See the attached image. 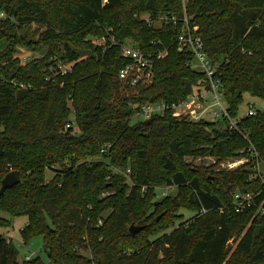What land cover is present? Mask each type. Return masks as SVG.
Segmentation results:
<instances>
[{
	"label": "trees",
	"instance_id": "1",
	"mask_svg": "<svg viewBox=\"0 0 264 264\" xmlns=\"http://www.w3.org/2000/svg\"><path fill=\"white\" fill-rule=\"evenodd\" d=\"M185 5L220 66L232 116L245 95L264 101V0ZM164 15L182 18V0H0V185L15 171L21 180L0 197V212L28 219L23 240L42 237L48 264H264V217L256 213L264 187L251 179L252 165L210 173L185 163L242 158L247 141L222 122H189L170 111L148 124L134 117L135 106L184 101L205 79L191 69L193 56L179 51L181 24L141 20ZM32 24L45 27L37 41L21 31ZM112 36L153 58L167 50L153 59L148 83L121 82L128 61L119 47L92 44L105 38L110 46ZM21 49L38 56L23 64ZM71 112L79 136L66 129ZM239 130L264 163V113L244 118ZM163 188L176 194L158 200ZM236 191L261 194L235 213ZM10 224L0 218V228ZM132 225L143 230L131 235ZM0 264L44 263H20L0 236Z\"/></svg>",
	"mask_w": 264,
	"mask_h": 264
},
{
	"label": "built area",
	"instance_id": "2",
	"mask_svg": "<svg viewBox=\"0 0 264 264\" xmlns=\"http://www.w3.org/2000/svg\"><path fill=\"white\" fill-rule=\"evenodd\" d=\"M184 15L182 18L177 16L164 15L158 17L155 21L149 16L141 17L149 25L159 27L162 23L181 24L180 30L177 34L176 43L179 51L190 53L193 56V62L190 64L191 69L203 73L205 75L204 82L196 87L193 92L187 96L184 101L173 103L171 105L166 103L145 104L133 107L135 110V119L148 120L156 115H164L167 112H172V115L177 118L188 120L189 122H199L202 120L208 121V118L220 120L228 131L231 133L240 134L248 143L247 149L240 151L239 155L242 157L234 163L228 164V171H232L237 165L251 164V179L258 181L264 187V163L252 145L248 136L242 134L239 130V124L244 118L254 117L257 111L253 106L249 105L248 112L245 116L233 117L231 112L225 105L224 89L221 82L220 66L214 64L204 50L203 42L198 34L197 27H191L190 21L186 15V0H182ZM3 17L4 15L1 14ZM111 45L108 46L106 39L92 40V44L102 48L103 52L108 51L110 47L117 46L123 59L128 61V64L120 71L119 80L121 82H128L131 86H137L141 83H148L151 79V69L153 59L160 60L167 55V50L156 54L155 58L143 53L140 49L134 47L130 43H119L115 37H110L108 40ZM32 59V55H24L20 58L23 64ZM63 75L71 73L72 65L63 66L60 68ZM71 117L74 113L71 112ZM208 117V118H207ZM75 123L69 122L66 129H72ZM105 150L102 151L104 153ZM169 189L161 190V197H168L167 191ZM144 191V189H143ZM261 192L256 193H241L239 191L231 194L232 209L235 213H243L252 207L256 206V201L259 199ZM158 196V198L160 197ZM208 211L202 209L200 214L203 215ZM257 215L264 217V200H262L257 207ZM103 225V221L99 220L97 227ZM33 258L25 257L20 263L30 262Z\"/></svg>",
	"mask_w": 264,
	"mask_h": 264
},
{
	"label": "rangeland",
	"instance_id": "3",
	"mask_svg": "<svg viewBox=\"0 0 264 264\" xmlns=\"http://www.w3.org/2000/svg\"><path fill=\"white\" fill-rule=\"evenodd\" d=\"M144 17V16H142ZM26 31L30 33V36H27L30 39H33L34 41H37L39 39V35L45 30V27L42 25H37V24H32L30 26L24 27L21 31ZM21 31H19L21 33ZM21 52L16 56L18 59L21 58L24 55H32V53H28L24 51L23 49L20 50ZM33 57H37L38 55L35 53L32 55ZM71 103L68 104L70 107ZM250 106H253L255 111L260 112L261 114L264 113V101L253 98L249 95H245L243 99V103L239 109V117L245 116L248 112V108ZM208 118V117H207ZM70 122L74 123V117L69 118ZM208 122H218L220 123L221 121L218 119L214 118H208ZM140 121H145V120H140ZM136 120L133 119L132 123H135ZM73 134L76 136L80 135V132L76 125H73ZM241 158H227L224 160H219L216 157H190L185 159V163L189 165L192 169H198V168H205L208 170L210 173H215L218 171H228V164L229 163H234L240 160ZM242 165H237L234 170H238ZM233 171V170H232ZM55 172L52 170H48L46 173V180L50 181ZM167 191L168 196H173L176 194V189L175 188H165ZM163 188V191L165 190ZM162 190V189H161ZM160 190V191H161ZM161 195V192H159V195ZM158 200H162L161 196L157 198ZM183 215L185 219H189L190 217H193L195 214L194 213H189V212H183ZM0 218L8 220L11 222L10 227L8 228H0V236L8 239L13 243L15 248L18 251V259L20 261H23L25 257H31L33 259L39 258L44 264H48V256H47V248L45 246L44 240L42 237H35L31 239L27 244L24 242L23 237H22V230L27 226L28 224V219L26 217H20V218H10V216L6 213L0 212ZM234 241L232 240L230 242V246L234 245Z\"/></svg>",
	"mask_w": 264,
	"mask_h": 264
},
{
	"label": "water",
	"instance_id": "4",
	"mask_svg": "<svg viewBox=\"0 0 264 264\" xmlns=\"http://www.w3.org/2000/svg\"><path fill=\"white\" fill-rule=\"evenodd\" d=\"M151 122V119L145 121V124ZM20 174L18 172H11L7 174L1 181L0 185V197L4 194L7 189L13 188L20 183ZM143 230V227H137L132 225L129 229L131 235H136Z\"/></svg>",
	"mask_w": 264,
	"mask_h": 264
}]
</instances>
